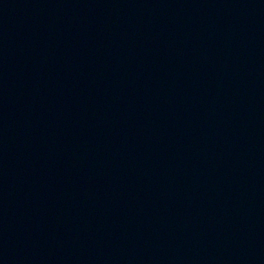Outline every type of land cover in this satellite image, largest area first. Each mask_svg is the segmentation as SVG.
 Here are the masks:
<instances>
[{
    "label": "water",
    "instance_id": "water-1",
    "mask_svg": "<svg viewBox=\"0 0 264 264\" xmlns=\"http://www.w3.org/2000/svg\"><path fill=\"white\" fill-rule=\"evenodd\" d=\"M0 264H264V0H0Z\"/></svg>",
    "mask_w": 264,
    "mask_h": 264
}]
</instances>
